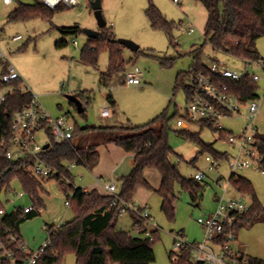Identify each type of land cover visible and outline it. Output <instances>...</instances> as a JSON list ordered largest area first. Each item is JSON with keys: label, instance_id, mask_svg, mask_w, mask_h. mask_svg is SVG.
I'll use <instances>...</instances> for the list:
<instances>
[{"label": "rangeland", "instance_id": "rangeland-1", "mask_svg": "<svg viewBox=\"0 0 264 264\" xmlns=\"http://www.w3.org/2000/svg\"><path fill=\"white\" fill-rule=\"evenodd\" d=\"M90 1L80 0L79 5L68 9H58L49 16L11 20L9 15L17 5H6L0 0V27L2 28L0 45L5 51L6 59L19 71L23 80L22 86L38 96L43 106L53 116L68 113L80 126L140 125L152 120L166 108L170 114L174 112L184 114L187 94L182 87L177 91L174 90L175 78L179 71L189 69L193 61V50L204 43V29L207 22V11L204 5L199 0H178V2L151 0L168 20L184 23L182 28L178 26L173 30L174 43L179 44L174 47L165 32L151 28L146 15L150 0H101L102 12L107 24L112 26L118 38L135 41L142 51L151 49L167 57L177 56L172 66L163 67L157 59L142 53L135 54L125 47L124 57L130 61L127 70L138 67L141 70L142 82L139 85H130L115 79L109 89L101 84V74L107 71L109 65L108 51L100 54L97 67L80 62L81 49L89 38L83 30H97L99 27ZM22 2L30 4L34 0H22ZM188 23L195 27L196 30L193 33L183 30ZM76 24L82 28V32L78 35H65L60 31L61 27H71ZM128 34L134 37H127ZM17 35H21L22 39H13ZM63 40L68 43L65 46H58L57 43ZM256 45L261 57L264 58V36L258 39ZM201 60L208 66L218 60L237 71H242L244 68L241 58H236L224 51H215L210 44L203 46ZM251 72H256V69H251ZM259 86H262V83H259ZM83 90H90L94 95L92 103L85 112L86 118L66 97L67 94H76ZM110 92L117 102L115 107H112L107 100ZM258 95L257 102L260 109L255 123L264 134L262 88H259ZM104 105L110 108V115L107 117L101 115ZM242 112V115H234L223 121L224 126L235 135L240 134L250 122L247 107H243ZM171 126L175 129L181 128L176 126V118L171 122ZM189 127L193 131L200 130L197 124H190ZM83 137L85 136L82 134L76 142L81 141ZM201 137L206 143H213L215 150L226 151L233 156L237 154L236 148L229 143L227 137H220L217 131L204 127L201 130ZM169 139L176 152L171 159L179 164L182 175L190 178L201 171L206 173V177L199 206H194L188 193L176 186V214L173 220H169L162 212V198L153 189L141 188L136 193L135 199L147 204L146 210L150 215V224L146 227L150 225L160 230V239L154 243L156 261L152 264H173L170 253L174 249L173 236L178 231H184L189 241H202L204 230L197 219L213 211L217 206V198L223 197L226 191V197L237 196L239 193L229 181L232 170L228 159H219L215 167L210 169V161L207 160L208 156L212 158L210 152L198 155L200 150L198 144L182 138L174 130L170 132ZM110 147H118L121 152H126L114 143L107 146L101 145L100 158L103 165L108 168L111 167V160L106 155V150ZM127 166L128 160H125L124 168ZM71 173L75 186H91L95 182V176L91 170L84 166L74 165ZM150 173L151 184L153 187L158 186L160 182L158 171L150 170ZM236 173L251 180L258 198L264 205V173L255 166L239 168ZM38 179L43 186V190L39 192L43 201V204H40V213L26 220L20 228L24 241L33 250L38 249L48 237L46 223L59 225L75 216L73 209L65 204L68 197L60 181L55 178ZM20 192H23L22 186L15 179L8 192L2 194V201L7 210H13L15 206L34 204L35 201L38 203L33 195L32 197L28 194L20 196ZM244 195L251 203L250 196ZM130 219V213H124L119 218L118 224L137 234L131 227ZM238 236V243L237 241L232 243L234 251L240 252L238 249L241 247L245 254L264 260V223L244 227L239 231ZM213 245L218 250L219 246ZM63 264H76V255L74 253L66 255Z\"/></svg>", "mask_w": 264, "mask_h": 264}, {"label": "trees", "instance_id": "trees-1", "mask_svg": "<svg viewBox=\"0 0 264 264\" xmlns=\"http://www.w3.org/2000/svg\"><path fill=\"white\" fill-rule=\"evenodd\" d=\"M207 11V22L204 29V43L201 47L193 50V61L189 69L179 71L175 78L174 90L184 88L186 94L189 92L187 81L199 73L209 74L208 65L202 62L203 46L210 44L215 51H224L230 55L245 59H258L261 57L257 49V41L264 36V0H199ZM58 10V9H57ZM54 11L43 5L41 0L33 3L20 1L17 7L10 13L11 20L27 19L36 16H49ZM146 15L150 26L154 30H160L167 34L169 41L174 47L173 30L183 21L175 22L167 19L165 14L150 0L146 9ZM60 31L65 35H78L82 28L76 24L71 27H61ZM66 40L57 43L65 46ZM103 51L109 53V65L106 72L101 74V84L111 88L116 79L124 82L125 72L129 60L124 57L123 46L118 41L112 26L106 25L99 29L97 37L88 38L81 49L80 62L87 66L97 67L99 57ZM142 53L148 57L155 58L163 67L173 65L176 57H167L148 49L142 51L141 47L135 54ZM133 61V59H130ZM2 74L6 72V62L3 63ZM230 87V92L238 99L248 101L258 98L259 85L257 82L243 77L240 80H224ZM23 80L12 82L13 90L10 91L5 100L0 102V242L6 249L12 251L16 258V264H25L30 256L20 248L24 242L21 235V225L29 219L36 217L39 213L31 211L25 213L21 207L15 206L13 210H7L2 201V194L7 193L11 183L17 179L26 194L33 195L42 205L39 192L43 190L41 181L29 172L30 165L35 157L26 155L19 159H10L7 156V147L1 142L11 136L12 121L15 113L25 108L33 97V93L22 88ZM5 83L0 77V89ZM83 105L80 113L86 118L87 107L92 103L93 93L83 90L76 95ZM112 107L117 102L110 92L107 96ZM74 107L76 105L71 102ZM77 109V108H76ZM180 114L169 113L164 109L152 120L140 124H128L121 127L85 125L80 126L75 120L73 138L65 142L51 140L39 157L52 169L57 170L55 179L60 181L64 193L70 202L69 207L74 211V218L59 225L47 224L48 244L37 258L36 264H63L64 258L70 253L76 255V264H152L156 261L154 243L160 239L159 228L150 230L146 227V219L136 213H130L135 229L139 228V234L133 235L130 230L116 228L120 216L119 205L121 201L130 203L134 201L139 188L153 189L162 198L161 210L173 220L176 214V186L188 193L190 201L194 206H199L203 196L204 180L195 177H185L180 171L179 164L173 162L171 157L176 154L170 143V132L186 140L198 144L199 154L210 152L217 160L228 159V153L215 150L213 143H206L201 137L204 127L212 129L208 123L198 122L199 131L188 128L175 129L171 122ZM230 130L221 131L220 137H225ZM84 135L78 143L76 139ZM259 150L261 154V171L264 172V134H259ZM114 143L121 146L126 152L134 154L135 165L132 170L120 177L121 185L118 190V204L111 205L115 195L103 194L97 189L87 190L82 186H75L72 182V173L69 168L71 164L93 169L99 162V146ZM148 170H156L161 176L160 185L155 188L146 176ZM51 179V178H47ZM230 184L242 194L250 196L251 203L248 210L237 214L233 228L238 240L239 231L244 227H251L256 223H264V205L257 196L256 190L247 177L236 172L230 176ZM14 235L16 241H11ZM250 264H264V260L247 255ZM170 258L172 255L170 253ZM173 262V261H172ZM0 264H14L9 257H0ZM173 264H192L191 251L184 250L178 262ZM203 264V263H201Z\"/></svg>", "mask_w": 264, "mask_h": 264}, {"label": "built area", "instance_id": "built-area-1", "mask_svg": "<svg viewBox=\"0 0 264 264\" xmlns=\"http://www.w3.org/2000/svg\"><path fill=\"white\" fill-rule=\"evenodd\" d=\"M6 5H13L22 0H1ZM178 2V0H174ZM43 5L52 10L68 9L79 5L80 0H41ZM183 22L179 25L183 27ZM189 33H193L196 29L188 23L183 29ZM2 28L0 27V32ZM13 39H22L21 35L15 36ZM243 60V59H242ZM6 62V72L2 74L3 63ZM244 68L242 71L231 69L228 65L222 62L214 61L209 67L210 73H199L191 77L187 83L189 92L187 94V106L184 114H180L176 118V126L188 128L190 124L198 122L208 123L212 130L221 132L228 130L223 121L234 115H242L243 107H247V115L250 119L248 125L240 134L228 132L227 137L229 143L236 148L237 154H228L229 165L232 172H236L239 168H250L255 166L261 169V154L259 150L260 129L255 123L260 105L257 98L243 101L238 99L230 92L229 85L224 80H240L247 77L258 83H262L264 93V58L245 59ZM251 69H256V72H251ZM0 77L5 83V86L0 89V102L5 100L6 95L13 90L12 82L21 79V75L16 67L11 64L5 55V51L0 45ZM142 82L141 70L135 67L133 70H126L124 83L130 85H139ZM23 89H26L22 86ZM102 116L110 115V108L103 106L101 111ZM72 115L65 113L53 116L42 104L38 96L33 94L29 104L22 110L15 113L12 121L11 136L8 139H3L1 145L7 147V156L10 159H19L26 155H32L35 160L29 167V172L36 178H54L58 172L48 166L40 157L39 154L45 149V144L51 140L56 142H65L73 138L75 130V121ZM189 129V128H188ZM213 158V159H212ZM207 157L210 161V169L215 167L218 160L212 156ZM75 164L69 166L70 170ZM194 177L197 180H204L206 173L198 171ZM108 194L115 195L111 205H117L119 196L116 183L108 182L104 185ZM227 193V191H226ZM218 197L216 208L200 216L197 221L204 230V239L202 241H189L184 231H178L173 236L174 249L171 251L172 261L178 262L184 250L191 251L192 264H250L249 259L241 252H236L232 248V243L236 242V232L233 228L237 214L248 210L250 203L242 193H238L234 197ZM26 193L20 192V196ZM32 197L31 194H28ZM39 204V205H38ZM66 206L70 202L66 201ZM25 213L36 211L40 213L41 205L36 202L34 204L19 206ZM119 214L136 213L138 216L146 219V226L149 223L150 215L146 208H143L132 201L130 203L121 201ZM5 210L0 211L3 215ZM140 226L135 228L139 233ZM157 228V227H156ZM148 229V228H147ZM154 229V228H153ZM152 230V229H151ZM150 230L146 235H149ZM11 241H16L14 235L10 236ZM48 244L46 241L36 250L31 249L26 242L20 243V248L29 253L30 256L26 259L25 264H36L37 258L44 251ZM213 244L219 246L215 249ZM0 257H9L16 264V258L12 251L5 248L0 242Z\"/></svg>", "mask_w": 264, "mask_h": 264}, {"label": "crops", "instance_id": "crops-1", "mask_svg": "<svg viewBox=\"0 0 264 264\" xmlns=\"http://www.w3.org/2000/svg\"><path fill=\"white\" fill-rule=\"evenodd\" d=\"M97 30L99 31V27H97ZM127 37H131L133 38L134 36H132V34H128ZM123 49L125 50V47L123 46ZM135 53V52H134ZM77 95V93L75 94ZM260 109V108H259ZM102 111V110H101ZM103 117H107V116H103ZM189 129H191L190 127H188ZM259 128V127H258ZM192 130V129H191ZM229 130V129H228ZM112 144V143H111ZM111 144H108V145H111ZM101 146V145H100ZM99 146V147H100ZM107 146V145H106ZM100 148H98L99 150ZM99 153H100V150H99ZM106 155L108 156L109 160H111V167L108 168V167H105L102 163V158L99 157V162L98 164L93 168V169H89L91 170V172L93 173V175L95 176L94 177V184H92L91 186H83L85 189L87 190H91V189H97L99 190L101 193L103 194H108L107 190L105 189L104 185L108 182H113L116 183L117 185V188L119 190L120 188V185H121V180H120V177L124 176V175H127L131 170L132 168L134 167L135 165V162H134V154L133 153H128V152H121L120 149H118V147L116 148H108V150H106ZM101 156V154H100ZM125 160H128V166L126 168H124V162ZM260 172L264 173L263 171L260 170ZM159 173V172H158ZM150 170H148L146 172V176L148 178V180L150 179L149 178V175H150ZM160 175V174H159ZM157 176V175H156ZM108 178V179H107ZM159 178V177H158ZM150 181V180H149ZM160 182H161V176H160ZM160 182L158 184V186L160 185ZM151 183V182H150ZM153 186V185H152ZM158 186H156L155 188H157ZM143 188V187H142ZM141 188H139L140 190ZM138 190V191H139ZM137 191V193H138ZM238 195V194H237ZM236 196V195H235ZM234 197V196H232ZM218 199V198H217ZM135 203L143 208H146L147 207V204L146 203H143V202H139L137 201L136 199H134ZM119 218H121V215L119 216ZM118 218V220H119ZM130 220H131V223L133 225V220H132V217L130 215ZM64 223V222H63ZM131 225V227H132ZM116 228L117 229H121V230H127V228H124V227H121L119 226L118 224V221L116 223ZM149 230L153 229V226H148L147 227ZM131 231V229H128ZM133 234V233H132ZM139 233L137 234H133V235H138ZM238 243V241L236 242ZM235 243V244H236ZM240 252H242L241 250V247L238 249ZM244 253V252H243Z\"/></svg>", "mask_w": 264, "mask_h": 264}, {"label": "water", "instance_id": "water-1", "mask_svg": "<svg viewBox=\"0 0 264 264\" xmlns=\"http://www.w3.org/2000/svg\"><path fill=\"white\" fill-rule=\"evenodd\" d=\"M91 8L94 11L95 17L97 19V23L99 28H103L107 25V21L103 15L102 12V6H101V0H91L90 1ZM83 32L89 37V38H94L97 37L99 34L98 30H92V29H84ZM118 41L120 44L126 48H129L133 52H136L139 50L140 46L137 44L135 41L131 39H126V38H118ZM66 97L70 102H73L76 105L77 111L79 113L83 112V105L80 99L75 95V94H67ZM49 144H45L44 148H47Z\"/></svg>", "mask_w": 264, "mask_h": 264}]
</instances>
